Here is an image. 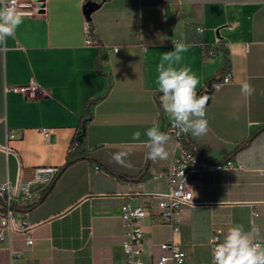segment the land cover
Instances as JSON below:
<instances>
[{"label":"crops","instance_id":"0c3cea01","mask_svg":"<svg viewBox=\"0 0 264 264\" xmlns=\"http://www.w3.org/2000/svg\"><path fill=\"white\" fill-rule=\"evenodd\" d=\"M88 1L98 5L89 17ZM86 21L100 46L86 44ZM218 39L220 53L205 60L203 44ZM173 41L186 45L180 66L199 78L198 95L232 70V80L211 92L208 133L186 135L207 159H231L243 168L191 171L192 203L182 206L179 228L150 217L141 221L145 264H155L158 245L171 238L188 264H212L213 225L222 228V239L234 223L264 235V130L243 147L264 127V0H47L44 13L24 15L14 37L0 45V181L15 182L20 167L24 178L39 167L60 170L75 153L71 147L80 132L83 142L80 158L26 207L31 228L0 242V264L10 261V245L20 251L13 264L124 259L122 205H156L168 188L162 173L173 154L172 138L167 159L156 161L146 158L143 141L154 122L166 134L172 122L160 106L155 79ZM32 78L45 95L29 98L15 89ZM245 80L255 89L251 96L241 92ZM135 131L138 141L132 140ZM115 153L126 154L123 164L113 160Z\"/></svg>","mask_w":264,"mask_h":264},{"label":"built area","instance_id":"2783aa9c","mask_svg":"<svg viewBox=\"0 0 264 264\" xmlns=\"http://www.w3.org/2000/svg\"><path fill=\"white\" fill-rule=\"evenodd\" d=\"M46 2L47 0H17L16 7L24 15H38L46 10ZM85 32L87 45H101L100 40L93 33L90 21H86ZM215 45H219V39ZM117 49L118 46L113 47L114 51ZM210 54L216 55V52L211 51ZM231 80L232 70L228 69L220 79L212 80L209 88L211 90L218 89L223 83ZM15 89L23 92L29 98H36L39 95L46 94L44 88L35 78H32L28 84L18 86ZM167 133L174 142L172 157L162 173L168 182L167 191L161 196L156 205H134L131 202H126L122 205L121 216L124 222L122 247L124 259L114 264H145L144 254L146 247L144 229L141 225L143 219L147 217L154 218L158 223L168 224L174 231L179 228L182 223V206L192 203L188 193L189 174L191 171L196 169L243 168L242 164H235L231 159L216 162L207 159L204 155H198L185 144L184 132L175 128L173 122L168 126ZM8 137L13 138L14 133H9ZM77 145L78 142L74 141L71 147L72 150ZM94 169L108 174V171L99 164H95ZM58 172L59 170L53 166L39 167L34 171L32 177L24 178L20 175L19 180L17 178L15 182L10 179L0 181V242L13 231H27L31 228V223L25 217L26 207L28 204H33L31 201L35 202L34 200L44 197ZM256 215L257 213L253 212V216L255 217ZM222 232L221 227L212 226L208 239L211 249L214 247L212 238L217 237L222 240ZM33 242V237L28 235L26 244L31 246ZM257 242L262 244L259 239H257ZM158 248L160 254L155 259V264H188L187 253L173 238L160 243ZM9 249L11 253L10 261L5 264H13V259L20 255V251H13L11 245Z\"/></svg>","mask_w":264,"mask_h":264},{"label":"clouds","instance_id":"9594fccd","mask_svg":"<svg viewBox=\"0 0 264 264\" xmlns=\"http://www.w3.org/2000/svg\"><path fill=\"white\" fill-rule=\"evenodd\" d=\"M17 0H0V45H6L8 38L14 37L16 30L23 23L24 13L16 7ZM174 51L161 55L156 67L155 85L161 93L160 106L168 114L173 126L194 137L208 133L209 122L206 118V107L209 102L207 94L198 95L199 78L189 66H180L182 53L187 48L184 43L173 41ZM117 49L116 51H118ZM241 92L251 96L255 89L247 80L241 82ZM147 140L143 141L147 159L156 161L168 157L166 144L170 137L162 132L157 123L145 132ZM141 133H132V140L138 141ZM125 153H115L113 160L123 164ZM264 240L260 229L245 230L243 224L234 223L228 227L223 239L212 238V264H264Z\"/></svg>","mask_w":264,"mask_h":264},{"label":"trees","instance_id":"16d2710c","mask_svg":"<svg viewBox=\"0 0 264 264\" xmlns=\"http://www.w3.org/2000/svg\"><path fill=\"white\" fill-rule=\"evenodd\" d=\"M203 56H204V59L205 60H208V59H211V58H214L217 54L220 53V47L219 45H206V44H203ZM211 51H215L216 52V55H211L210 52ZM217 78H214L213 80H215ZM198 93H200L198 91ZM264 130V127L259 129L257 132H255L254 134H252L251 136H249L246 141L244 142L243 144V147L244 146H247L251 141H253L262 131ZM84 136V132H80L78 137L75 138L74 141H77L78 142V145L77 147L74 149L75 150V153H72L70 154L69 158H68V161L66 162V164L59 170L57 176L55 177L53 183L51 184V186L48 188V191L53 187V185L55 184V182L58 180V178L60 177L61 173L66 169L68 168L71 164H73L74 162H76L80 157L79 156H76L79 154V149L81 148L82 146V138ZM81 137V138H80ZM184 142L185 144L192 148L193 151L195 153H197L198 155H203L200 150L196 147V145H194V143H192L188 136L186 135V133H184ZM75 154V156H74Z\"/></svg>","mask_w":264,"mask_h":264},{"label":"water","instance_id":"95a60500","mask_svg":"<svg viewBox=\"0 0 264 264\" xmlns=\"http://www.w3.org/2000/svg\"><path fill=\"white\" fill-rule=\"evenodd\" d=\"M97 6H98V5H97L96 3L92 2V1H88V2L86 3V7H85V13H86V15L89 17L90 14L92 13V11H93ZM210 83H211V81L209 82V86H208V88L205 89L204 91H202L201 94H200V95L207 94V95L209 96V99H210V95H211V92H212V90L209 88V87H210ZM80 138H81V137H80ZM20 175H21V167H20V169H19L18 180H19V178H20Z\"/></svg>","mask_w":264,"mask_h":264}]
</instances>
